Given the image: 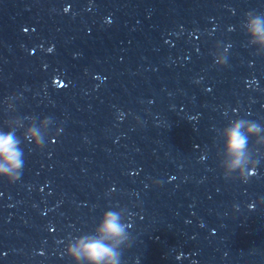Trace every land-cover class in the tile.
Segmentation results:
<instances>
[{
	"label": "water",
	"instance_id": "1",
	"mask_svg": "<svg viewBox=\"0 0 264 264\" xmlns=\"http://www.w3.org/2000/svg\"><path fill=\"white\" fill-rule=\"evenodd\" d=\"M248 11L264 0H0V129H61L0 177V264H72L67 240L112 206L128 210L122 264H264V156L226 180L215 131L264 124Z\"/></svg>",
	"mask_w": 264,
	"mask_h": 264
},
{
	"label": "clouds",
	"instance_id": "2",
	"mask_svg": "<svg viewBox=\"0 0 264 264\" xmlns=\"http://www.w3.org/2000/svg\"><path fill=\"white\" fill-rule=\"evenodd\" d=\"M240 27L247 38V46L254 48L253 54H264V13L245 12ZM212 56L217 67L225 64V51H220L218 46ZM15 100L14 95H9L3 101L6 114L16 111ZM53 123L49 116H7L3 121L4 128L0 129V177L8 183L20 178L25 165L21 145L26 142L34 149L43 148L50 130L53 135L61 131L59 127L51 129ZM215 131L221 142L217 156L222 176L226 180L247 182L257 158L264 156V124L245 118H230L224 127ZM248 207L251 209L252 205ZM127 214L128 210L119 206L103 211L91 232L67 240L64 256L72 264H122L123 251L131 243Z\"/></svg>",
	"mask_w": 264,
	"mask_h": 264
}]
</instances>
